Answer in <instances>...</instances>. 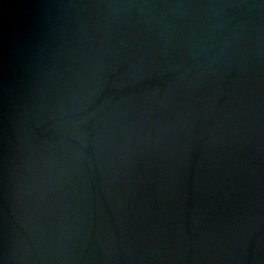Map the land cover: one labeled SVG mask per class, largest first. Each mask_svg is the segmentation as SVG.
Returning <instances> with one entry per match:
<instances>
[{"label": "water", "instance_id": "95a60500", "mask_svg": "<svg viewBox=\"0 0 264 264\" xmlns=\"http://www.w3.org/2000/svg\"><path fill=\"white\" fill-rule=\"evenodd\" d=\"M0 264H264V0H0Z\"/></svg>", "mask_w": 264, "mask_h": 264}]
</instances>
